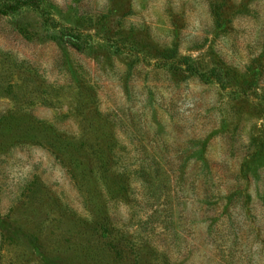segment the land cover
I'll return each mask as SVG.
<instances>
[{"label":"rangeland","instance_id":"obj_1","mask_svg":"<svg viewBox=\"0 0 264 264\" xmlns=\"http://www.w3.org/2000/svg\"><path fill=\"white\" fill-rule=\"evenodd\" d=\"M0 264H264V0H0Z\"/></svg>","mask_w":264,"mask_h":264},{"label":"trees","instance_id":"obj_2","mask_svg":"<svg viewBox=\"0 0 264 264\" xmlns=\"http://www.w3.org/2000/svg\"><path fill=\"white\" fill-rule=\"evenodd\" d=\"M24 1H25V0H24ZM28 1H32V0H26V3H28ZM2 8H4V6H3ZM4 10H5V8H4ZM5 12H6V11H4V14H5Z\"/></svg>","mask_w":264,"mask_h":264}]
</instances>
